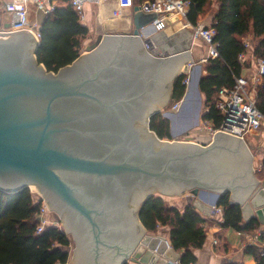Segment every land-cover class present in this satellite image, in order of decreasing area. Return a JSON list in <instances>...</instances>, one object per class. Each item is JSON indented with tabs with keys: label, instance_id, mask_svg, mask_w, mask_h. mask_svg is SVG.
<instances>
[{
	"label": "water",
	"instance_id": "water-1",
	"mask_svg": "<svg viewBox=\"0 0 264 264\" xmlns=\"http://www.w3.org/2000/svg\"><path fill=\"white\" fill-rule=\"evenodd\" d=\"M156 16L133 5L129 33L99 35L57 72L38 62L31 32H0V190L39 191L75 241L71 264H178L168 239L138 217L156 193H208L212 206L229 192L245 222L264 225V183L245 140L217 131L202 145L150 129L162 112L172 132L175 112L165 109L181 73L189 74L181 106L193 89L196 112L202 105L201 75L191 77L201 66H189L188 50L157 57L145 46L141 31Z\"/></svg>",
	"mask_w": 264,
	"mask_h": 264
},
{
	"label": "trees",
	"instance_id": "trees-1",
	"mask_svg": "<svg viewBox=\"0 0 264 264\" xmlns=\"http://www.w3.org/2000/svg\"><path fill=\"white\" fill-rule=\"evenodd\" d=\"M189 1L187 20L192 25L206 13L212 14L213 41L218 56L203 64L206 74L201 75L198 86L203 96L201 119L212 120L214 126H219L222 117L215 109L214 101L218 90L231 87L235 77L241 74L243 63L238 57L245 50L244 36L252 33L253 55L264 58V0ZM88 31L69 0H62L41 22V37L35 51L38 62L53 72L72 63L80 55L82 39ZM187 78L186 73L175 78L173 102L182 99ZM256 103L264 112V75L257 87ZM149 126L160 138H172L170 119L161 112L151 116ZM41 205L42 200L34 199L28 187L14 193L0 190V264L67 263L71 239L62 228L47 224L36 233ZM217 205L223 208V220L219 223L222 228L247 230L260 225L257 219L243 221L240 205L231 201L229 192L219 196ZM138 217L150 233H156L159 226L168 227L171 246L175 250H184L181 263L196 262L192 248L201 247L206 235L204 218L191 205L180 210L168 206L162 195L154 194L143 202ZM246 251L254 257L256 264H264V253L260 250L250 246Z\"/></svg>",
	"mask_w": 264,
	"mask_h": 264
},
{
	"label": "crops",
	"instance_id": "crops-1",
	"mask_svg": "<svg viewBox=\"0 0 264 264\" xmlns=\"http://www.w3.org/2000/svg\"><path fill=\"white\" fill-rule=\"evenodd\" d=\"M53 1L55 5H59L62 2V0ZM142 1L143 0H133V5H137ZM3 2L4 0H0V29L6 28L5 26L9 25V13L4 11ZM109 5L111 7L115 6L114 3L111 2L86 3L84 6V13L86 15L85 19L88 20V23L85 22L84 24H86L89 29L96 28L99 35H102L101 32L107 33L112 31L129 33L132 29V8H120L122 16L124 17V21L120 23V26L113 27L108 26L107 23L109 18L108 14L106 13L108 9L106 10V8H108ZM33 17H35V19L40 23V21L42 22L45 16L40 12H33ZM200 19L198 22L211 23L212 14L208 13ZM178 20L181 22H171L168 26L159 31H154L152 27H148V29L145 30V36L152 35L153 38L155 37L156 39V43L152 40L153 42L150 46L151 53L157 57H167L168 55L188 50L192 59V61H190V58L187 59L189 61V66L197 64L201 66L199 70L194 69L192 73H195V77L199 75V73L200 75H205L206 71L203 68V64L207 61H200L202 58L207 56V46L202 40L192 38L193 25L189 23L188 20L181 18H178ZM83 22L84 21L82 20V23ZM243 42L248 43V49L242 62L243 68L241 74L245 76H251L255 72L254 68L257 67V57L253 55L254 39L251 32L243 37ZM192 99L190 100V103H187V105L181 106L176 110L178 112V117L175 116L179 123L178 124L176 120V123L179 125L178 132H182L184 126L187 125V122L190 120L193 106ZM262 134L263 131L259 130L253 131L247 136L245 141L250 150L256 148L258 152H264V138ZM187 138V140H192L197 143H204V140H206V136L200 135V133L194 136L190 134V136ZM253 157L255 158V160H261L256 155H254ZM263 159L264 156L262 158V161ZM254 175L256 179L264 183V177H260V175H257L256 166L254 167ZM209 199L210 194L208 193L205 196V200L199 198L198 196L182 194L178 196H170L168 202L166 203L168 206H174L180 210H182L186 205H191L196 210V212L202 218H204L203 227L205 230L206 239L201 247L192 248V252L196 257V262L192 264H256V260L250 253L246 251V249L252 246L260 250L262 253L264 252V225H258L256 228L247 230H236L232 227L222 228L219 224V216L209 217L207 214L210 203H207L206 201ZM154 234H159L166 237L168 239V242L170 243L168 227L159 226L157 232ZM68 235L71 239L72 245H70L69 257L66 264H71V261L75 256L76 246L72 235ZM214 240H216L217 243H214ZM183 251L184 250H175L173 248L174 253H171L169 257L173 260H177L178 264H182L180 259ZM131 264L141 263L132 262Z\"/></svg>",
	"mask_w": 264,
	"mask_h": 264
},
{
	"label": "built area",
	"instance_id": "built-area-1",
	"mask_svg": "<svg viewBox=\"0 0 264 264\" xmlns=\"http://www.w3.org/2000/svg\"><path fill=\"white\" fill-rule=\"evenodd\" d=\"M74 11L79 15L80 20L84 18V6L86 3H114L119 9L132 8L133 0H69ZM138 5L145 12H155L156 18L148 27L154 31H159L167 26V20L173 17L187 20V13L190 5L189 0H143ZM53 0H4L3 9L9 13V25L0 29V32H10L25 29L31 32L36 41H40V23L33 17V12H40L44 16L50 14L55 7ZM148 27L141 31V38L145 40L148 48L152 44L153 36H145L144 32ZM8 35V34H5ZM215 29L211 23L198 22L192 26V38L202 40L207 46V56L200 62L216 58L218 51L216 43L213 41ZM245 50L239 54V61L243 62L248 49V43L244 42ZM264 75V58H257V71L251 76L240 74L235 77L231 87H222L214 101V107L221 114L222 120L219 126H214L212 120L201 119L198 128L206 136V141H212L215 132L222 131L230 135L239 137L243 140L253 131H263L264 138V112L256 103L257 87ZM188 78L185 83H187ZM182 99L172 105L173 110L181 105ZM187 140V139H183ZM49 211L48 204L42 198V205L37 214L38 225L36 233H39L47 225L46 217ZM209 217H220L223 220V208L220 205H212L207 211ZM214 243H217L214 240ZM264 253V252H263Z\"/></svg>",
	"mask_w": 264,
	"mask_h": 264
},
{
	"label": "rangeland",
	"instance_id": "rangeland-1",
	"mask_svg": "<svg viewBox=\"0 0 264 264\" xmlns=\"http://www.w3.org/2000/svg\"><path fill=\"white\" fill-rule=\"evenodd\" d=\"M206 14H208V13H206ZM205 14V15H206ZM204 15V16H205ZM204 16H202V17H204ZM86 18V15H85V13H84V18H83V24L86 22V23H88L87 21L88 20H86L85 19ZM88 18V17H87ZM201 20V19H200ZM40 23H41V21H40ZM85 26H86V24H84ZM89 29V28H88ZM104 32V31H103ZM108 33H117V34H120V33H122L121 31H112V32H107V33H102L101 32V34L102 35H104V34H108ZM98 35H99V33H98V31L96 30V28H91V29H89V31H88V33H87V35H86V37H84L83 39H82V44H81V51H80V54H83V53H86V51H89L90 49H93L96 45H97V42H98V40H97V37H98ZM257 67L256 68H254V71L256 72L257 70ZM254 72V73H255ZM253 73V74H254ZM187 75H189V74H187ZM191 77L192 78H195V73H192L191 72ZM186 85H187V83H186ZM189 86H190V84H189ZM190 93L192 94V97H190L191 99H192V101H193V106H192V112H191V115H190V122L187 124L188 126H191V125H193V127H188L189 129H187V130H185V131H182V132H178V129H179V123H178V120L176 119V117H178V112L176 111V110H173V111H175V113L173 114V117H174V119H173V129H172V132H171V134L173 133V135H172V138H175V139H188L187 137H189L190 136V134L191 135H196V134H198V133H200V135H204L203 133H202V130L200 129V128H198V126H199V123H200V121H201V114H202V112H203V105H201L200 104V107H199V112H196V103H197V101H196V98H195V95H194V93H195V90L193 89V90H190ZM189 98V99H190ZM177 102V101H176ZM174 103L175 102H173V100H172V98H170L169 99V101H168V104H167V107H166V109L165 110H171L172 109V105H174ZM202 103H203V96H202ZM183 106V105H182ZM181 106H179V108H180ZM178 108V109H179ZM172 111V110H171ZM162 113V112H161ZM197 113H198V116H197ZM176 116V117H175ZM198 117V124H196V126H194V124H195V118H197ZM176 120H177V123H176ZM171 122V121H170ZM181 127V126H180ZM195 133V134H194ZM166 138V137H165ZM172 138H169V139H172ZM192 139V138H191ZM206 139V138H205ZM190 141H192V140H190ZM205 142L204 143H200V144H202V145H206V144H208V143H210V141H206V140H204ZM253 150V151H252ZM251 151H252V154H253V156L254 155H256L259 159H261V160H255V158L254 157H252V166L253 167H255L256 166V168H257V175H260V177H264V165L262 164V158H263V156H264V152H258L257 151V149L255 148H253ZM30 189V191H31V193L33 194V197H34V199H41L42 200V196H41V194L39 193V191H32V189L31 188H29ZM157 194V193H156ZM184 194H188V195H190V196H194V195H192L191 193H189V192H186V193H184ZM163 197V199H164V201H166V203L168 202V199H169V197L170 196H162ZM48 208H49V206H48ZM46 217H47V219H48V223L47 224H57V226H59L60 228H62L63 230H64V227H65V225L63 224V221H62V218H61V216H59L54 210H50V208H49V211H48V213H47V215H46ZM60 218V219H59ZM59 219V220H58ZM70 245H72V243H70ZM132 262H130V264H131Z\"/></svg>",
	"mask_w": 264,
	"mask_h": 264
},
{
	"label": "bare ground",
	"instance_id": "bare-ground-1",
	"mask_svg": "<svg viewBox=\"0 0 264 264\" xmlns=\"http://www.w3.org/2000/svg\"><path fill=\"white\" fill-rule=\"evenodd\" d=\"M108 4H110V3H108ZM115 6L111 7L109 5L108 8H106V10L108 9V11H106V13L108 14V18H109V19L107 18L108 19V22H107L108 26L117 27V26L121 25L120 23L122 21H124V17L122 16L121 9H119L117 6L116 7ZM104 17H106V16H104Z\"/></svg>",
	"mask_w": 264,
	"mask_h": 264
}]
</instances>
